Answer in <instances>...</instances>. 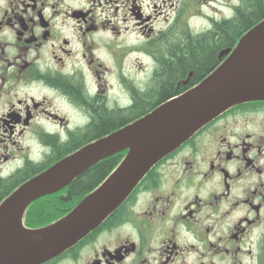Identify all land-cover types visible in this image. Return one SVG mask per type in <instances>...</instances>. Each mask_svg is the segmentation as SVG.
Segmentation results:
<instances>
[{"label":"flooded vegetation","instance_id":"1","mask_svg":"<svg viewBox=\"0 0 264 264\" xmlns=\"http://www.w3.org/2000/svg\"><path fill=\"white\" fill-rule=\"evenodd\" d=\"M249 1L0 0V200L33 168L91 142L100 115L152 111L163 44L211 33L225 21L214 18L222 8L237 15ZM261 9L254 22L264 17V0ZM199 18L213 28L194 30ZM134 56L141 70L152 69L145 91L128 84L126 60ZM214 61L209 69L217 53ZM202 77L188 71L168 97ZM84 117L86 124H74ZM59 129L68 136L63 143ZM78 138L84 144L72 150ZM30 154L42 159L34 163ZM70 186L39 205L63 214L95 188L65 200ZM44 264H264V102L217 117L155 166L101 227Z\"/></svg>","mask_w":264,"mask_h":264},{"label":"water","instance_id":"2","mask_svg":"<svg viewBox=\"0 0 264 264\" xmlns=\"http://www.w3.org/2000/svg\"><path fill=\"white\" fill-rule=\"evenodd\" d=\"M219 58L225 59L187 92L64 157L7 196L0 203V264H43L58 257L99 227L157 163L202 127L231 107L264 101V19ZM125 151L117 167L67 215L42 228L23 225L31 203Z\"/></svg>","mask_w":264,"mask_h":264},{"label":"trees","instance_id":"3","mask_svg":"<svg viewBox=\"0 0 264 264\" xmlns=\"http://www.w3.org/2000/svg\"><path fill=\"white\" fill-rule=\"evenodd\" d=\"M261 3L262 0L249 1L246 8L243 10L244 12H238L234 20L224 21L221 25L215 27L211 33L200 35L191 34V37L179 39V42L175 40L171 42L170 45L166 43L163 44L162 47L165 51L161 56L165 54V58L164 61L160 63V68L156 76L158 84H156V89L152 93L154 96L158 97V102L154 104V107L170 98L168 95L169 92L175 89H173L175 82L179 78H183L188 71L195 72L196 76L202 74L206 76L211 71L209 68L215 63V55L218 50L233 46L246 30L257 24L258 21L254 22L253 20L262 14ZM145 114L146 113H143V115ZM135 119L130 116L123 118L114 117L113 115L111 117L100 115L98 119L94 120L93 123H95L96 127H94L93 131L90 133L88 139H91L89 141L97 139L104 134L106 135L123 127ZM82 141L81 138H78L76 144H79V146H75L72 150L84 144ZM65 153L63 154L65 155ZM123 155L124 153H121L108 158L77 178L72 183V186H70L68 191L69 196L65 200H69L71 196H76L86 189L96 187L118 165ZM48 166L49 165L46 167ZM46 167L33 168V170L25 176L24 180L15 183L13 189L44 170ZM58 202L59 199L56 201L53 200V204L55 205ZM39 203L40 200L34 202L25 214V225L27 227L33 228L47 224L62 215L60 213H55L54 208H46L43 205L40 206ZM52 210L54 215L48 216Z\"/></svg>","mask_w":264,"mask_h":264},{"label":"clouds","instance_id":"4","mask_svg":"<svg viewBox=\"0 0 264 264\" xmlns=\"http://www.w3.org/2000/svg\"><path fill=\"white\" fill-rule=\"evenodd\" d=\"M232 2L237 6L239 7V2L238 0H232ZM209 3L211 4L212 7H217L216 4H214L212 2V0H209ZM203 8V11L206 12L208 14V16H213L214 14L212 13V11H210L209 7L208 6H202ZM222 11H223V17H221L220 15H215V19L217 22H219L221 19H225V20H231L235 15H236V12L234 11L233 8L231 7H224L222 8ZM205 25H206V28L208 30H211L213 28V25L212 23L210 22H207L205 21ZM141 39L143 40V37H141ZM151 72H152V69H149L148 70V76L147 78L144 79V83L142 84H139L137 85V87L139 88L140 91H145V84H147L148 80L151 78ZM142 77H143V74H142ZM36 99H39V97H37ZM29 103H31V101H29ZM126 105H131L132 101L131 99H127V101L125 102ZM123 106V105H122ZM109 107H111V104H109ZM5 111H7V109H5ZM87 120L88 118L87 117H84L83 121H82V124H86L87 123ZM69 129L71 130L72 128L75 127V125H72V124H69ZM49 133L51 134L53 132L52 129H48ZM59 136H60V142L63 143L65 141H67L68 139V136L66 134V132L63 130V129H59ZM228 139L232 142V143H239L240 141L239 140H236L234 137H228ZM44 151L46 153H50L51 152V149L50 148H45ZM29 159H31L34 163H39L40 160L42 159V156H37V155H29ZM17 167H23V164H24V160L22 158L18 159L17 162ZM129 228H131V225H128ZM133 231V234H135V230L132 229ZM210 239H212V237H209ZM193 243H195V241L193 240L192 241Z\"/></svg>","mask_w":264,"mask_h":264},{"label":"rangeland","instance_id":"5","mask_svg":"<svg viewBox=\"0 0 264 264\" xmlns=\"http://www.w3.org/2000/svg\"><path fill=\"white\" fill-rule=\"evenodd\" d=\"M222 10V9H221ZM223 13V11H222ZM224 14V13H223ZM193 24L195 25L193 27L194 30L196 31H201L202 29L206 28L205 22L202 19H196ZM176 42H179V40H177ZM137 60H139L140 62L142 61L141 58H139L138 56H134L131 58H127V78H128V84H133L134 86L137 87V85L144 83V79L147 78L148 76V68L147 66L144 64V70H141L138 66V62H136ZM143 74V77H142ZM115 81L114 79V75L111 76L110 78V83L111 85L113 84V82ZM150 79L148 80L147 84L149 83ZM145 84V87L146 85ZM138 88V87H137ZM115 89L114 87L112 88V92L114 93ZM112 93V94H113ZM126 101L122 100V104H126ZM82 122L80 121H75L74 124L76 125H80Z\"/></svg>","mask_w":264,"mask_h":264}]
</instances>
